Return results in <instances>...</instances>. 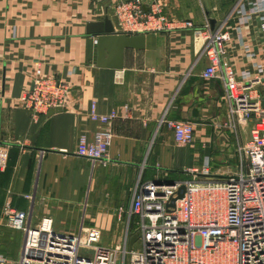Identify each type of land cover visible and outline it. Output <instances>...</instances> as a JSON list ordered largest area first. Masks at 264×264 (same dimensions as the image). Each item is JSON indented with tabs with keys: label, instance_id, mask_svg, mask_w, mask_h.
<instances>
[{
	"label": "crops",
	"instance_id": "crops-1",
	"mask_svg": "<svg viewBox=\"0 0 264 264\" xmlns=\"http://www.w3.org/2000/svg\"><path fill=\"white\" fill-rule=\"evenodd\" d=\"M115 1L0 0V143L8 153L0 168V253L8 264L18 258L22 231L6 225L5 205L26 211L30 225L48 216L58 231L97 227L99 243L113 246L125 236L126 210L138 184L189 178L185 170L199 168L206 157L214 175L235 169L234 132L223 126V83L202 76L208 60L203 38L192 28L138 33L143 47L124 49L120 69L97 65L96 37L86 25L107 15L117 31ZM236 1L142 3L147 9L156 2L170 20L208 24L211 31L225 21L231 39L223 59L241 70L252 60L236 42L230 15ZM243 35L264 64L259 22L245 25ZM37 75L68 84L65 108L32 116L22 105L20 97ZM91 102L98 113L116 110L117 116L108 124L91 120ZM174 120L192 123V142L175 141ZM104 128L112 133L106 160L76 154L80 134L91 138Z\"/></svg>",
	"mask_w": 264,
	"mask_h": 264
},
{
	"label": "built area",
	"instance_id": "built-area-1",
	"mask_svg": "<svg viewBox=\"0 0 264 264\" xmlns=\"http://www.w3.org/2000/svg\"><path fill=\"white\" fill-rule=\"evenodd\" d=\"M112 11L117 32L192 28L203 38L208 64L202 76L222 80L227 103L223 126L234 132L235 169L214 175L206 157L199 168L185 170L189 178L172 184L159 179L138 184L126 210L125 236L113 246L99 243L97 227L81 224L76 232L58 231L48 216L30 225L26 211L5 205L6 225L23 233L15 264H264V64L243 35V27L253 20L259 22L264 35V0H237L230 14L236 42L252 60L250 68L241 70H234L223 59L225 44L231 39L225 21L211 31L208 24L201 28L190 20H170L156 2L145 9L142 0H116ZM69 89L54 76L37 75L20 100L36 116L65 108ZM116 116V110L98 113L91 102V120L108 124ZM169 126L177 143L192 142V123L174 120ZM111 136L108 128L97 130L91 138L80 134L76 154L91 162L106 160ZM7 157V147L0 143V168L6 166ZM180 185L185 187L183 196L167 207ZM133 234L137 239L129 249ZM7 262L0 253V264Z\"/></svg>",
	"mask_w": 264,
	"mask_h": 264
},
{
	"label": "water",
	"instance_id": "water-1",
	"mask_svg": "<svg viewBox=\"0 0 264 264\" xmlns=\"http://www.w3.org/2000/svg\"><path fill=\"white\" fill-rule=\"evenodd\" d=\"M86 32L96 37L97 57L96 63L100 67H111L120 69L122 67L123 52L126 48L141 49L143 47L144 35H128L122 32H117L112 21L106 15L102 20L90 21L86 25ZM264 106V96H263ZM61 108H53L48 112L60 111ZM172 184L173 181H167ZM185 187L180 185L167 203V207H173L177 198L183 196ZM137 239V234L131 235L129 239V249L132 243Z\"/></svg>",
	"mask_w": 264,
	"mask_h": 264
},
{
	"label": "rangeland",
	"instance_id": "rangeland-1",
	"mask_svg": "<svg viewBox=\"0 0 264 264\" xmlns=\"http://www.w3.org/2000/svg\"><path fill=\"white\" fill-rule=\"evenodd\" d=\"M22 240H23V233H22ZM21 243H22V241H21ZM137 245H138V242L135 243V246H137Z\"/></svg>",
	"mask_w": 264,
	"mask_h": 264
}]
</instances>
